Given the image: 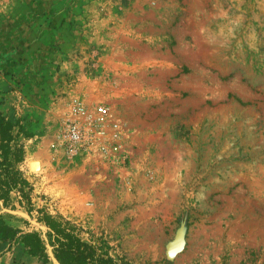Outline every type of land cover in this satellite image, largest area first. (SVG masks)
I'll list each match as a JSON object with an SVG mask.
<instances>
[{
	"label": "rangeland",
	"instance_id": "rangeland-1",
	"mask_svg": "<svg viewBox=\"0 0 264 264\" xmlns=\"http://www.w3.org/2000/svg\"><path fill=\"white\" fill-rule=\"evenodd\" d=\"M73 97L106 113L70 155ZM0 116V182L23 181L0 225L41 209L131 264H264V0H0ZM45 253L0 234V264Z\"/></svg>",
	"mask_w": 264,
	"mask_h": 264
},
{
	"label": "trees",
	"instance_id": "trees-1",
	"mask_svg": "<svg viewBox=\"0 0 264 264\" xmlns=\"http://www.w3.org/2000/svg\"><path fill=\"white\" fill-rule=\"evenodd\" d=\"M10 123L0 116V138L1 141H8ZM3 147V148H2ZM6 157L8 145L2 144L0 150ZM15 172L5 168V179L0 182V191L8 192L20 183L17 181ZM30 211V210H29ZM35 217L43 230L22 231L8 225H0V234L3 239L17 238L27 253L46 257V246L50 248L51 255L57 264H131L122 256L112 255L113 246L102 236L95 235L80 226L64 220L60 217H53L41 209L37 210ZM86 237H83V234Z\"/></svg>",
	"mask_w": 264,
	"mask_h": 264
},
{
	"label": "built area",
	"instance_id": "built-area-1",
	"mask_svg": "<svg viewBox=\"0 0 264 264\" xmlns=\"http://www.w3.org/2000/svg\"><path fill=\"white\" fill-rule=\"evenodd\" d=\"M70 107L63 131L60 134V149L66 154H76L88 146L86 128L80 121L81 116L87 120L98 123L106 113L104 106L98 105L87 110L77 98H70ZM98 133V131H96Z\"/></svg>",
	"mask_w": 264,
	"mask_h": 264
},
{
	"label": "bare ground",
	"instance_id": "bare-ground-1",
	"mask_svg": "<svg viewBox=\"0 0 264 264\" xmlns=\"http://www.w3.org/2000/svg\"><path fill=\"white\" fill-rule=\"evenodd\" d=\"M40 166H41V162L39 160H36L32 162V167L35 168V169H40Z\"/></svg>",
	"mask_w": 264,
	"mask_h": 264
},
{
	"label": "water",
	"instance_id": "water-1",
	"mask_svg": "<svg viewBox=\"0 0 264 264\" xmlns=\"http://www.w3.org/2000/svg\"><path fill=\"white\" fill-rule=\"evenodd\" d=\"M167 257L170 258V254H167Z\"/></svg>",
	"mask_w": 264,
	"mask_h": 264
}]
</instances>
